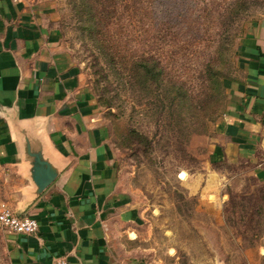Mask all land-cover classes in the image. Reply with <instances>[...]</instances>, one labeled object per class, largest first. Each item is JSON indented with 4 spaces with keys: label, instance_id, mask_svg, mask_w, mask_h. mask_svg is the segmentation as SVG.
I'll return each mask as SVG.
<instances>
[{
    "label": "rangeland",
    "instance_id": "rangeland-1",
    "mask_svg": "<svg viewBox=\"0 0 264 264\" xmlns=\"http://www.w3.org/2000/svg\"><path fill=\"white\" fill-rule=\"evenodd\" d=\"M51 1L144 209V242L156 263L264 264L263 148L256 146L253 158L236 152L215 159V123L226 95L221 89L203 101L209 66L221 73L224 89L237 75L239 45L264 23V0H166L163 21L173 19L168 43L155 38L154 26L142 30L135 16L130 33V0H100L102 17L111 21L101 27V50L82 33L69 0ZM130 43L133 51L143 44L149 53H163L181 82L182 102L170 101L158 86L130 84ZM207 101L218 108L201 124L199 107ZM1 192L0 179V206ZM4 229L0 264H9Z\"/></svg>",
    "mask_w": 264,
    "mask_h": 264
},
{
    "label": "crops",
    "instance_id": "crops-1",
    "mask_svg": "<svg viewBox=\"0 0 264 264\" xmlns=\"http://www.w3.org/2000/svg\"><path fill=\"white\" fill-rule=\"evenodd\" d=\"M58 17L51 0H0L1 200L38 222L34 233L4 229L8 262L158 264L144 242V209ZM238 52L215 159L264 151V23Z\"/></svg>",
    "mask_w": 264,
    "mask_h": 264
},
{
    "label": "trees",
    "instance_id": "trees-1",
    "mask_svg": "<svg viewBox=\"0 0 264 264\" xmlns=\"http://www.w3.org/2000/svg\"><path fill=\"white\" fill-rule=\"evenodd\" d=\"M72 10L75 12L78 21H80V29L83 34L93 41L94 46L101 50L102 40L100 38L101 27L110 23L109 18L105 20L102 17L100 11V0H69ZM166 0H130V33L132 29V18H138V24L142 30L149 31L150 26H154V36L156 39L163 40L168 43L171 40L169 30H167L172 24L173 19L169 15L167 21H163L167 16L168 8L165 6ZM106 26V25H105ZM136 26V25H135ZM147 27V28H144ZM169 36V37H168ZM168 37V38H167ZM132 36L130 34V41ZM148 45V44H147ZM149 46V45H148ZM155 50V49H154ZM148 49L142 45L133 51V46L130 43V84L139 83L140 88H149L152 85L158 86L162 89L164 96L176 102H182L184 100L185 93L181 89V83L172 76L170 68L167 66V61L164 60L163 53L147 52ZM207 70L206 79L208 83L206 85L208 91L203 101L206 103V99L212 98L211 95L217 96L221 93V89L225 92L226 89L222 87L221 73L209 66ZM218 97V96H217ZM202 102L199 110V121L201 124L206 123V120H212L213 115L217 111L216 104L207 105ZM209 108V109H208Z\"/></svg>",
    "mask_w": 264,
    "mask_h": 264
},
{
    "label": "built area",
    "instance_id": "built-area-1",
    "mask_svg": "<svg viewBox=\"0 0 264 264\" xmlns=\"http://www.w3.org/2000/svg\"><path fill=\"white\" fill-rule=\"evenodd\" d=\"M0 226L15 232L34 233L38 229L35 217L27 213H17L8 204L0 206ZM50 264H68L65 257H56Z\"/></svg>",
    "mask_w": 264,
    "mask_h": 264
}]
</instances>
